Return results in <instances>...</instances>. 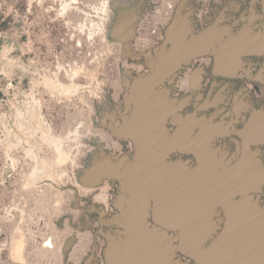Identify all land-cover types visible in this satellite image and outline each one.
I'll list each match as a JSON object with an SVG mask.
<instances>
[{
    "label": "rangeland",
    "instance_id": "obj_1",
    "mask_svg": "<svg viewBox=\"0 0 264 264\" xmlns=\"http://www.w3.org/2000/svg\"><path fill=\"white\" fill-rule=\"evenodd\" d=\"M125 1L0 0V264H182L172 261L177 248L201 264H222L227 245H239L264 264L263 242L255 237H264V222L247 199L264 183V144L253 151L243 142L240 159L228 158L239 152V140L230 134L234 128L212 120L223 115L217 109L230 110L234 95L206 109L217 106L222 95H199L213 99L197 107L198 93L154 88L172 70L171 62L194 54V47L218 42L229 71L238 61L231 66L228 54L236 60L252 49L262 52L264 36L256 37L247 25L238 35L216 26L202 37H187L201 29L202 15L228 8L231 0H143L126 46L113 40L120 35L112 32L119 30L115 19ZM243 2L242 24L252 9ZM245 34L254 40L248 42ZM262 56L255 57L260 70ZM189 82L198 88L200 72L193 70ZM237 86L246 94L253 87L249 99L264 106L263 82L244 79ZM234 103L240 116L246 107L237 98ZM209 127L216 129L206 132ZM240 133L243 140L261 138L264 118L258 116ZM216 135H226L215 144L229 154H213L210 141ZM203 139L208 154L202 155L190 142L201 145ZM187 151L195 152L196 166ZM131 173L146 174L142 188H133ZM198 177L215 179L213 190L202 193L204 180ZM123 189L136 201L122 198ZM238 192L249 219L236 218ZM152 200L156 221L146 218ZM218 205L227 215L224 235L215 240L221 245L204 250L203 241L216 230ZM128 219H135L140 243L127 242L115 251L114 236L129 229ZM160 228L177 230L178 247ZM237 231L249 234L245 241L233 234ZM249 261L233 257L234 264Z\"/></svg>",
    "mask_w": 264,
    "mask_h": 264
},
{
    "label": "flooded vegetation",
    "instance_id": "obj_2",
    "mask_svg": "<svg viewBox=\"0 0 264 264\" xmlns=\"http://www.w3.org/2000/svg\"><path fill=\"white\" fill-rule=\"evenodd\" d=\"M249 3L252 5V9L250 10L251 12L249 13V16L247 14L246 22L242 24V15H243V0H231L229 1V7L226 8L224 6H221L220 9H211V11L207 12V14L202 15L200 19V24L203 22V25L200 28L196 29L194 31H189L190 33L188 34V38H199L202 37L205 33L206 30H210L212 27L220 26L224 31L226 30L230 31L231 33L234 34H240L247 25L251 27V30L256 36H264V5H263V0H248ZM179 9V8H178ZM214 13V14H213ZM245 15V14H244ZM244 19V20H245ZM200 24H196V26H199ZM193 26L195 25L194 23L192 24ZM240 26V27H239ZM256 27V28H255ZM224 32V36H227V33ZM261 38V37H260ZM263 39V38H262ZM199 47V48H198ZM196 52L192 55H189L187 58H181L180 60H176V62H171V67L172 70L170 73L166 74L164 77L163 81H160V83H157L154 88L157 90H162L167 94V91H171V89L178 91L179 94H183L186 92H193V93H198V98L201 100L200 104L197 105L200 106L204 101L212 100V98H204L201 97L202 95H211L214 94H221L222 95V100L221 102H224L226 97L228 98V94H233L234 96L231 97V103L233 105L229 108L230 110L228 111V108H223V112L221 109H217L219 113H223L222 116H220L219 119H214L216 122H222L231 125L232 132L230 134H233L236 138L239 140V152L237 153L238 155H233V156H227L228 158H233L235 161L240 159V157L243 154V136L241 135L240 131L246 129V124L252 114L254 113L255 110L257 109H264V106H256V100L252 101L249 99V93L250 91H253V87L251 88L252 90L249 91L248 94H246V90L242 89L241 86H237L239 83H241L244 79L249 80L250 82L258 83V82H263L264 80L259 78V74L263 75L264 78V68L259 69L257 68V60L255 57L262 56L264 57V51H259V50H249L248 52L246 51L245 53H242L238 56H236V60L234 59V62L238 61V66L239 64L241 65L240 67L236 66L234 69H230L229 71L227 70V67L225 66L226 60H224V56L219 53L220 50V45L217 42L213 47H201L197 46L194 47L193 49ZM251 60H248L249 58ZM161 58H164L163 55ZM163 61V60H162ZM162 61L160 62L162 65ZM165 62V61H164ZM163 62V63H164ZM233 62V61H232ZM166 63V62H165ZM219 64V67H218ZM167 65L165 64L162 67V74L166 73L167 70ZM199 71L201 74V83L198 88L192 89L190 82H189V76L192 71ZM184 79V80H183ZM168 80V81H167ZM171 80V81H169ZM169 84V85H168ZM256 89V86H254ZM254 89V90H255ZM236 90V92H234ZM234 92V93H233ZM201 95V96H199ZM236 95H238L236 97ZM237 98V101L240 102L242 101L244 107L241 110V115L236 116V113L233 111V107L235 105L234 100ZM174 99V98H172ZM229 99V98H228ZM187 98L185 100H182V106L187 103ZM175 102V101H174ZM173 102V103H174ZM176 107L179 106L178 103H174ZM211 106L216 105H210L206 109H208ZM177 109V108H176ZM231 111L234 112V115L232 116ZM178 113L179 111L176 110ZM244 113H249V115H243ZM218 113V114H219ZM203 115L202 117H204ZM247 116V117H246ZM173 117V116H172ZM171 117V118H172ZM207 117V116H205ZM217 116L214 115L213 118H216ZM237 118V119H233ZM241 117V118H240ZM209 118V117H208ZM242 121L243 124L241 125V128L237 127V124ZM233 122V123H230ZM177 125V123L175 124ZM227 135V134H226ZM226 135H216L210 141V146L215 150L213 154H221L222 152L224 154H229V152L226 150L224 146H219L218 144L216 145L215 140L217 139L218 136L220 137H226ZM257 144L250 142L249 146L250 148L255 151L256 149L253 148ZM181 152V151H180ZM187 154H191L192 157L194 158V163H192V166H196L197 163V158L195 155V152L192 151H187ZM258 151L255 153V156L257 159H261L259 154H257ZM262 160V159H261ZM263 162V161H262ZM264 163V162H263ZM255 170V169H253ZM261 185L259 189H254L250 190L247 194V199L249 200L250 203H253L256 208L255 211L257 212V219L262 222H264V183L259 184ZM236 207H237V217L238 219L241 218H250L249 217V209L248 207H245V205L241 204L242 198H243V193H237L236 195ZM154 200H152L150 206L148 205V214H146L147 220L150 219L151 221H156V218L153 215V205ZM126 206V204H124ZM131 217L132 215L129 214ZM133 217V216H132ZM226 219L227 215L225 210L221 205L217 206L216 213H214V221L216 224V230L211 231L210 235L203 241V247L205 248L204 250H211L214 249L218 244L219 246L220 241L217 243L215 240L221 238L224 235V228L226 224ZM233 234H236L237 238L245 241V239L248 237L249 234L244 233L243 231H237L234 232ZM257 235V234H256ZM259 239V238H258ZM179 241V240H178ZM264 241V239H262ZM242 243V242H241ZM216 245V246H215ZM262 252H264V244L262 245ZM227 249V252L223 255V263L222 264H234L233 263V257L236 258H242L246 257L247 260H250L248 263L245 264H262L260 261L259 257L256 255H253L250 252H245L239 245H227L224 246ZM179 252L182 253L181 250H178ZM188 262L189 264H201V262L197 261L196 258L191 254L188 255ZM93 263V262H92ZM108 264V263H107ZM204 264V263H203ZM208 264H211L208 262Z\"/></svg>",
    "mask_w": 264,
    "mask_h": 264
},
{
    "label": "bare ground",
    "instance_id": "obj_3",
    "mask_svg": "<svg viewBox=\"0 0 264 264\" xmlns=\"http://www.w3.org/2000/svg\"><path fill=\"white\" fill-rule=\"evenodd\" d=\"M136 4H137V0H127V1H125V5L120 9V11L117 13V18L115 19V23L117 24V26L119 27V30H116V31H112L114 34H117V35H120L119 36V38L121 39V40H123V39H125L126 37H128L127 35H130L131 33H130V30H129V28H130V24H131V22H132V18H134L135 16H136V13H137V11H136ZM132 19V20H131ZM124 22H128V28L126 27V29H125V27H123V25H124ZM111 26H112V24L111 23H109L108 22V25H107V27H108V30H110L111 29ZM124 29H125V31H126V33H127V35H126V33H125V31H124ZM244 32L246 31V30H243ZM213 33L214 34H216L217 33V30L215 29L214 31H213ZM248 34V33H247ZM247 34H245V36H246V40L248 41V42H251V41H253L254 40V37L252 36V34H251V36H249V35H247ZM249 34H250V32H249ZM256 35V34H255ZM257 37V36H256ZM259 38V37H258ZM262 39V38H261ZM114 40V39H113ZM244 40V39H243ZM259 42H261L260 41V38H259V41H258V44H259ZM244 43H246L245 41H244ZM253 44V43H252ZM228 58H229V64L231 65V66H233L234 65V56L233 55H230V54H228V56H227ZM233 61V62H232ZM195 76V75H194ZM198 76V75H197ZM196 77V76H195ZM193 79H194V77H193ZM196 81V80H195ZM155 99H157V100H159V101H161V100H164V97L162 96V97H159V96H157ZM215 129L216 128H208V130L206 129V132H209V131H215ZM186 131V130H185ZM184 133V131L182 132V134ZM184 134H186V133H184ZM148 138V137H147ZM205 142H206V140L205 139H203L202 140V142H201V145H198V144H196L195 145V143L192 141V142H190V145H192L193 147L195 146V149L199 152V154H208V152H207V149H206V147L204 146L205 145ZM113 161V160H112ZM128 165H130L129 163H127ZM206 164V163H205ZM110 168V166L108 167V169ZM110 169H112V168H110ZM108 174L109 173H105V174H101L102 176H108ZM100 175V176H101ZM146 174L145 173H143V174H139V173H131V174H129V177L131 178V184H132V186H133V188L134 189H137L138 187H143V185H144V183L146 182V176H145ZM201 176H203V175H201ZM204 177V176H203ZM203 177H198V179L199 180H204L203 179ZM207 180L205 181L204 180V188H203V191H202V193L203 192H205V191H212L213 190V188H214V185H215V179H208V178H206ZM87 184L88 185H90V186H92L93 184H95V183H90V182H88L87 181ZM205 190V191H204ZM194 197V196H193ZM194 199V198H193ZM168 211V210H167ZM197 219H201L199 222H201V224H203V227H206V225L204 224L205 222L203 221L204 219H205V217L204 216H199ZM257 235L255 236V237H258V238H260V241L261 242H263V244H264V241H262V239H264V237H262V235L261 234H259V233H256ZM254 237V236H253ZM254 239V238H253ZM256 239V238H255ZM257 242V241H256ZM257 244V243H256ZM155 255L154 256H152V260H154L155 258Z\"/></svg>",
    "mask_w": 264,
    "mask_h": 264
},
{
    "label": "crops",
    "instance_id": "obj_4",
    "mask_svg": "<svg viewBox=\"0 0 264 264\" xmlns=\"http://www.w3.org/2000/svg\"><path fill=\"white\" fill-rule=\"evenodd\" d=\"M168 96V95H167ZM168 98H169V96H168ZM219 105H220V102H219V104L217 105V107H219ZM177 109L176 110H178V107H176ZM179 111V110H178ZM194 114H196L197 115V117H202V116H199L197 113H194ZM186 116V115H185ZM184 117V116H183ZM205 117V116H204ZM207 118V117H206ZM214 122H216V120H214V119H212ZM176 127H175V130H176V128L178 127V125H175ZM175 130L174 131H171V132H169L168 131V134L169 135H173V133L175 132ZM123 192L124 193H122V198H128L127 200H128V202H129V200H131L132 199V197H133V199L136 201V198H135V194H133V193H131L129 190H125V189H123ZM127 200H126V202H127ZM126 202L124 201V204H126ZM130 203V202H129ZM127 206V205H126ZM130 217V216H129ZM133 220H135V219H132V220H130V219H128V223H129V229L128 230H126V231H124L123 232V234L121 235V236H119V237H117V236H114L115 237V242L112 244L113 245V248H114V250L116 251V249L115 248H119V247H123V246H125L126 245V243L127 242H135L136 244H138V243H140L139 241H136V238L138 237L137 235H135L136 234V231L134 230V228H135V226H134V223H133ZM160 229H162V228H160ZM162 230H165L166 231V234L169 236V238H171L172 239V241H173V243L172 244H174L176 247H178V245H179V242L180 241H178V238H179V236L177 235V234H175L176 232H177V230H167V229H162ZM137 236V237H136ZM118 239V240H117ZM141 239V238H140ZM179 249L177 248L176 250H175V253L173 254V256H172V261H180V263H182V264H189V262H188V259H183V258H180V256H179V251H178ZM183 254H185V255H187L188 253H185V252H182ZM188 255H190V254H188ZM110 256V255H109ZM164 264H168V262H165Z\"/></svg>",
    "mask_w": 264,
    "mask_h": 264
},
{
    "label": "water",
    "instance_id": "obj_5",
    "mask_svg": "<svg viewBox=\"0 0 264 264\" xmlns=\"http://www.w3.org/2000/svg\"><path fill=\"white\" fill-rule=\"evenodd\" d=\"M143 0H140L138 2V11H137V14L136 16L133 18L131 24H130V35L128 37H126L125 39L121 40V39H117L115 38L114 40H121L126 46L128 45V41L129 39L132 37L133 35V26H134V23L136 21V19L138 18V15L141 11V6L140 4L142 3ZM175 19H178L177 17ZM175 21V20H174ZM174 21L170 24L169 28L172 26V24L174 23ZM168 28V29H169ZM256 111V110H255ZM252 114V116L250 117V119L248 120L247 124H246V128L250 126V124H253L254 122V119L257 120L258 116H261L262 118H264V109H260L258 110V112H255ZM254 116H256L257 118H255ZM253 135H249L247 136L246 138L244 137V146L247 144H250V142H253L255 144H264V135H261V138L260 137H256V136H253ZM258 150V149H257ZM259 151V150H258ZM245 152V150L243 149V153Z\"/></svg>",
    "mask_w": 264,
    "mask_h": 264
}]
</instances>
